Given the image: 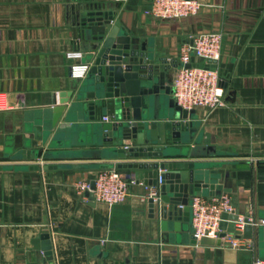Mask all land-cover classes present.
Listing matches in <instances>:
<instances>
[{
    "label": "crops",
    "instance_id": "0c3cea01",
    "mask_svg": "<svg viewBox=\"0 0 264 264\" xmlns=\"http://www.w3.org/2000/svg\"><path fill=\"white\" fill-rule=\"evenodd\" d=\"M204 1L197 14L167 21L146 12L152 0L101 3L104 10L113 12L114 22L120 20L132 36L151 42L157 55L170 61L179 62L182 48L192 44L196 34H224L216 69L228 105L211 111L196 108L200 126L191 141L168 142L192 148L203 132V145L213 151L201 156L107 157L98 150L128 148L135 140L126 145L100 144L92 129L84 136L90 141L85 139L84 145L69 148L88 153L48 159L41 155L32 161L18 158L23 138L32 136L25 132V125L47 108L69 105L84 79L71 76L72 65L93 63L85 56L91 51L90 42L76 38L73 24L77 12L86 9L88 2L0 0V165H63L0 169V264H256L262 260L259 232L264 237V226H253V236H243L249 246L238 249L220 237L195 240L192 224L175 231L170 220L168 227L163 217L165 203L157 197L152 206L150 193L155 186L146 185L144 179H136L127 200L112 207L92 200L79 188L80 182L95 179L102 169L98 164L107 162L117 166L130 161H221L220 167L211 170L221 173L218 184L222 193L231 196L236 214L264 217V0ZM193 62L206 63L203 59ZM177 68L172 66L167 72L171 86ZM79 114L77 125L114 120L100 108L95 120ZM66 116L67 111L59 123L65 122ZM40 148L42 154L50 150L48 143L41 141ZM115 169L134 178L132 168ZM44 233L50 235L52 259L40 245Z\"/></svg>",
    "mask_w": 264,
    "mask_h": 264
},
{
    "label": "water",
    "instance_id": "95a60500",
    "mask_svg": "<svg viewBox=\"0 0 264 264\" xmlns=\"http://www.w3.org/2000/svg\"><path fill=\"white\" fill-rule=\"evenodd\" d=\"M85 1L88 2L85 4L86 9L77 12L73 24L76 38L90 42L91 51L85 56L93 63L75 99L69 105L60 104L47 108L27 122L25 132L32 136L23 138V149L18 158L34 161L41 155L48 159L88 153L89 150L69 148L84 145L85 139L90 141V137L84 136L92 129L100 144L117 142L126 145L128 140H135V145L128 148L114 146L98 150V153L107 157L123 158L127 154L130 157H163L189 153L201 156L205 151H213L211 146L203 145V132L196 138L192 148L168 144L169 139L175 143L190 142L200 126L196 108L188 109L178 104L172 96V86L167 83V72L172 66H179V62L157 55L151 42H141L139 37L132 36L124 28L120 20L114 22L113 12L103 9V0ZM98 108L102 109L104 115L114 117V120L92 126L76 124V113H80V116L88 115L91 120H95ZM65 111L66 121L59 123ZM78 120L81 121L82 118ZM40 141L41 144L48 143L50 150L42 154ZM222 163L157 160L119 162L117 166L107 162L98 164V167H129L134 169L135 179H144L146 185L158 187V197L165 203L163 217L168 227V221L173 222L176 231L192 224L191 205L196 196L222 194L223 190L218 184L221 173L211 170V167H220ZM61 166L63 165L31 162L16 166L0 165V169L38 170L40 167L53 169ZM94 187L95 180H92L91 188ZM87 195L94 199L93 191L88 190ZM154 201L155 197H150L152 206ZM223 217L222 235L236 231L238 235L242 234L247 238L253 236V226L250 223L245 224L242 232L235 229L234 220L239 218V214L225 213ZM261 232V259L264 261V237ZM193 238L197 240L194 235ZM40 239L42 249L52 259L50 235L44 233Z\"/></svg>",
    "mask_w": 264,
    "mask_h": 264
},
{
    "label": "built area",
    "instance_id": "2783aa9c",
    "mask_svg": "<svg viewBox=\"0 0 264 264\" xmlns=\"http://www.w3.org/2000/svg\"><path fill=\"white\" fill-rule=\"evenodd\" d=\"M205 4L204 0H152L146 12L159 20L167 21L195 15ZM223 39L222 32L204 31L193 36L192 44L182 48L172 88L174 98L184 108L201 107L211 111L228 105L225 88L216 69V62L222 54ZM195 59H203L206 63L194 64ZM189 63L192 65L187 66ZM89 70L88 63H74L71 67V76L81 79ZM104 119L108 120L109 117L106 116ZM94 180V188H91L89 181L80 182L79 188L82 191H93L95 201L109 207L127 200L131 185L136 182L135 177L127 178L115 168L101 169ZM159 182H162L161 177ZM150 195L157 198L158 187L155 186ZM191 206L192 230L197 240L205 237H220L227 245L234 248L249 246L247 240L243 239V235H238L236 231L222 235L221 223L225 220L223 215L236 214V207L228 193L210 198L196 196ZM234 222L235 229L242 232L247 223L252 226H264V217L258 219L252 215H239ZM256 264H263V261L257 260Z\"/></svg>",
    "mask_w": 264,
    "mask_h": 264
}]
</instances>
